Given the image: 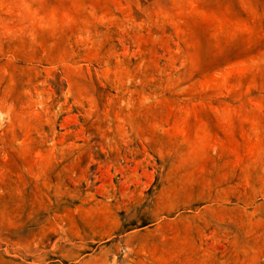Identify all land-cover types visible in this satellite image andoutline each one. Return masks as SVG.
I'll list each match as a JSON object with an SVG mask.
<instances>
[{
    "label": "rangeland",
    "instance_id": "1",
    "mask_svg": "<svg viewBox=\"0 0 264 264\" xmlns=\"http://www.w3.org/2000/svg\"><path fill=\"white\" fill-rule=\"evenodd\" d=\"M0 264H264V0H0Z\"/></svg>",
    "mask_w": 264,
    "mask_h": 264
}]
</instances>
